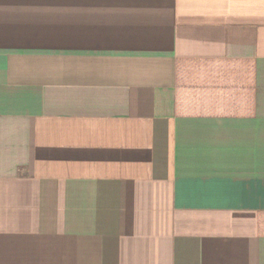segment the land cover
<instances>
[{
	"label": "crops",
	"instance_id": "obj_1",
	"mask_svg": "<svg viewBox=\"0 0 264 264\" xmlns=\"http://www.w3.org/2000/svg\"><path fill=\"white\" fill-rule=\"evenodd\" d=\"M0 264H264V0H0Z\"/></svg>",
	"mask_w": 264,
	"mask_h": 264
}]
</instances>
